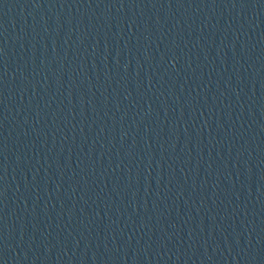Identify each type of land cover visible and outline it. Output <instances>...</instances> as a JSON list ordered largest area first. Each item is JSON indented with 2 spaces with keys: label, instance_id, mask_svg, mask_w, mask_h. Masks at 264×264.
Returning a JSON list of instances; mask_svg holds the SVG:
<instances>
[{
  "label": "water",
  "instance_id": "water-1",
  "mask_svg": "<svg viewBox=\"0 0 264 264\" xmlns=\"http://www.w3.org/2000/svg\"><path fill=\"white\" fill-rule=\"evenodd\" d=\"M2 1H4V0H0V3H1Z\"/></svg>",
  "mask_w": 264,
  "mask_h": 264
}]
</instances>
